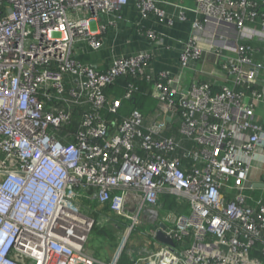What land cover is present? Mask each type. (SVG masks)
Returning a JSON list of instances; mask_svg holds the SVG:
<instances>
[{"label":"built area","instance_id":"built-area-1","mask_svg":"<svg viewBox=\"0 0 264 264\" xmlns=\"http://www.w3.org/2000/svg\"><path fill=\"white\" fill-rule=\"evenodd\" d=\"M128 1L0 0V264L99 263L86 248L95 220L82 197L131 220L122 246L134 226H151L143 237L156 247L133 264H264V195L253 196L264 185V64L253 43L264 42V0H195L179 63L206 49L226 80L187 88L150 70L145 52L105 69L78 58L83 46L102 48L100 16ZM134 2L160 18L170 3ZM137 81L158 102L152 118L123 111ZM173 128L196 148L166 134ZM164 196L177 201L167 214ZM159 230L172 245L156 240Z\"/></svg>","mask_w":264,"mask_h":264},{"label":"crops","instance_id":"crops-1","mask_svg":"<svg viewBox=\"0 0 264 264\" xmlns=\"http://www.w3.org/2000/svg\"><path fill=\"white\" fill-rule=\"evenodd\" d=\"M168 1L170 2L169 4L160 5L166 13L164 18H160L154 13H147L145 16H142L134 0H129L126 5L114 11L111 15H101L100 22L107 25L106 31L102 36V48L98 51H92L87 46H83L82 50L79 48L77 51L78 58L82 62L96 65L98 69H105L114 58L145 52L151 56L149 61L150 70L155 72H168L170 76L178 79L185 88L191 86L198 80L215 83L217 87L221 86L226 80L224 74L214 64L212 55L206 49L203 52L202 59L197 63L191 62L188 67H182L179 63L183 45L193 35V22L198 17L196 12L193 11L197 7L196 1ZM174 2L188 7L191 10L174 6L172 4ZM181 11L185 13V19L181 18ZM109 21H113V24H108ZM138 31H142V33L139 34ZM148 31L156 34V38H150L146 33ZM253 43L260 47V52L255 54V61L264 64V42L254 40ZM188 78L190 81H187ZM119 94H121V91ZM137 97L142 104V108L140 109L142 113L146 118H152L158 108V102L155 110L152 111L151 107L154 101L157 100L145 91H142ZM124 108H127L125 112H128L132 108V105L125 103ZM256 108V117L264 122V104H258ZM166 120L168 125L171 124L169 118H166ZM166 134L182 140L183 146L187 149L195 147L187 137L178 132V129L173 128V130L167 131ZM259 174L260 171L253 170L251 180L258 182L261 179ZM257 188L264 191V186ZM163 204L165 205V202ZM125 235L126 232L122 234L123 238ZM103 244L105 252L102 254V257L104 259L97 257L96 251L87 249L92 257L99 262L96 264H114L115 261L117 264L123 252L121 243L118 246L116 240L113 244L108 242ZM148 244L151 247L150 250L156 247L152 241L145 239L142 234L141 238L136 236V240L134 235L132 244L130 245L131 250H128L121 264H133V261L139 256L138 250L141 251L142 248L148 247Z\"/></svg>","mask_w":264,"mask_h":264},{"label":"rangeland","instance_id":"rangeland-1","mask_svg":"<svg viewBox=\"0 0 264 264\" xmlns=\"http://www.w3.org/2000/svg\"><path fill=\"white\" fill-rule=\"evenodd\" d=\"M187 81H190V79L188 78ZM152 105L153 106L151 108L153 111L155 110L157 106V101H154V104ZM125 109L123 110L124 112H125ZM261 195H264V191L260 188H257L255 192L253 193L254 197H258ZM162 199L165 202V205L162 208L161 213L167 214L173 209V207L177 203L176 197L175 196H164ZM80 200L85 205H88V206L90 205L91 207V210H88V211L83 209L82 213L89 217H93L95 220V224L93 228L91 229L89 236H88L86 248L96 251L97 257L104 259L102 257V254L105 252V247L103 243L108 242V243L113 244L117 240V243L119 246L123 238L122 234L126 232L127 227L131 225V220L124 218V217H114L112 213L110 212L107 205L100 208L95 199L87 200L86 198L82 197L80 198ZM186 212H189V208L186 210ZM107 214H109L110 216H113L111 217L112 221H110L109 223H103L101 220L102 219L101 216L107 215ZM150 230H151V226L144 222H141L137 224L136 226H134V229L131 231L132 234L131 233L129 234V236L126 239L125 244L122 246L123 252L120 256L119 264H121L122 260L126 257L128 250H131L130 245L132 244L133 236L135 235V240H136V236H139L141 238V234H142L143 236L144 235L148 236V238L151 240L150 234H149Z\"/></svg>","mask_w":264,"mask_h":264},{"label":"trees","instance_id":"trees-1","mask_svg":"<svg viewBox=\"0 0 264 264\" xmlns=\"http://www.w3.org/2000/svg\"><path fill=\"white\" fill-rule=\"evenodd\" d=\"M136 84H137V85L139 86V88H140V93H142V91L147 92V91H149V89H150V88L148 87L149 85H148L147 82H145V81H137ZM119 92H120V91H117V95H120ZM129 103L132 105V107H136V108H138V109H141V108H142L141 101L139 100V98L137 97V95H136V97H134L131 101H129ZM187 146H188V145H187ZM187 146H186V147H187ZM256 246H257V247H260L261 245H260V243H257ZM253 255H254V256H261V254L259 253V251H254V252H253ZM119 261H120V258H119L117 264H119Z\"/></svg>","mask_w":264,"mask_h":264},{"label":"water","instance_id":"water-1","mask_svg":"<svg viewBox=\"0 0 264 264\" xmlns=\"http://www.w3.org/2000/svg\"><path fill=\"white\" fill-rule=\"evenodd\" d=\"M255 186H256V187H263L264 185L258 183V184H255ZM159 226H160L161 228H164V227H165L163 223H160ZM155 238H156V240H158V241H161V242H164V243H167V244H170V245L173 244V243H172V240H171L168 236H166L161 230H159V231L157 232Z\"/></svg>","mask_w":264,"mask_h":264}]
</instances>
